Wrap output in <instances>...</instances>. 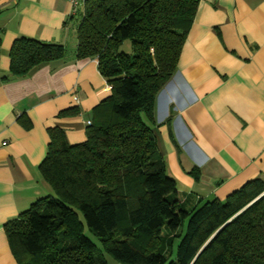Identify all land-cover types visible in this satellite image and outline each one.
Instances as JSON below:
<instances>
[{
	"label": "trees",
	"instance_id": "trees-1",
	"mask_svg": "<svg viewBox=\"0 0 264 264\" xmlns=\"http://www.w3.org/2000/svg\"><path fill=\"white\" fill-rule=\"evenodd\" d=\"M198 2L85 0L75 57L96 60L109 94L92 108L83 141L70 144L61 127L47 129L38 169L51 194L4 226L18 264H108L84 227L119 264H264V193L252 201L264 179L202 201L177 189L159 150L156 97L176 71ZM124 41L130 52L120 49ZM65 51L18 36L0 81ZM189 173L199 178L197 169Z\"/></svg>",
	"mask_w": 264,
	"mask_h": 264
},
{
	"label": "crops",
	"instance_id": "crops-1",
	"mask_svg": "<svg viewBox=\"0 0 264 264\" xmlns=\"http://www.w3.org/2000/svg\"><path fill=\"white\" fill-rule=\"evenodd\" d=\"M73 17L67 0H0V77L18 36L66 50L25 77L0 81V264H18L5 223L51 194L38 169L47 129L61 127L70 144L83 141L92 108L109 94L96 60L75 57ZM64 109L75 113L57 117ZM154 119L180 192L224 200L264 179V0H199Z\"/></svg>",
	"mask_w": 264,
	"mask_h": 264
},
{
	"label": "rangeland",
	"instance_id": "rangeland-1",
	"mask_svg": "<svg viewBox=\"0 0 264 264\" xmlns=\"http://www.w3.org/2000/svg\"><path fill=\"white\" fill-rule=\"evenodd\" d=\"M77 18V19H76ZM73 19V22H77L78 21V15L77 16H75L74 18H72ZM121 50H123L124 49V51H126V52H130L131 51V48H130V44H129V42L128 41H124V43H123V45H122V47L120 48ZM264 192H262L261 194H263ZM259 196V195H258ZM257 197V196H256ZM255 197V198H256ZM254 198V199H255ZM253 199V200H254ZM252 202V201H251ZM250 202V203H251ZM84 234L88 237V238H90L91 240H92V242L97 246V248L99 249V251H101L102 253H103V255H104V257L106 258V260H107V262H108V264H119L117 261H115V260H113L112 258H111V256L108 254V253H106L105 251H103L102 250V248H101V246H100V242L97 240V238L91 233V232H89L88 231V229H86V227H84ZM176 243L177 242H175L174 244H173V250L175 251V245H176Z\"/></svg>",
	"mask_w": 264,
	"mask_h": 264
},
{
	"label": "built area",
	"instance_id": "built-area-1",
	"mask_svg": "<svg viewBox=\"0 0 264 264\" xmlns=\"http://www.w3.org/2000/svg\"><path fill=\"white\" fill-rule=\"evenodd\" d=\"M67 1L69 4V15L70 16L78 15L81 11H83L85 0H67ZM105 89L109 91L110 85L106 84Z\"/></svg>",
	"mask_w": 264,
	"mask_h": 264
},
{
	"label": "water",
	"instance_id": "water-1",
	"mask_svg": "<svg viewBox=\"0 0 264 264\" xmlns=\"http://www.w3.org/2000/svg\"><path fill=\"white\" fill-rule=\"evenodd\" d=\"M261 195H262V194H260L259 196H261ZM259 196H257L255 199H257ZM255 199H254V200H255ZM254 200H252V201H254Z\"/></svg>",
	"mask_w": 264,
	"mask_h": 264
}]
</instances>
